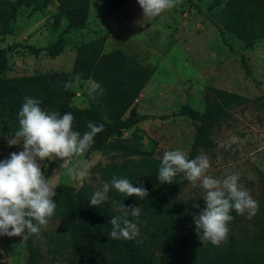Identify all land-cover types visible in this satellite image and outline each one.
Here are the masks:
<instances>
[{
	"label": "trees",
	"instance_id": "trees-1",
	"mask_svg": "<svg viewBox=\"0 0 264 264\" xmlns=\"http://www.w3.org/2000/svg\"><path fill=\"white\" fill-rule=\"evenodd\" d=\"M45 1L0 0V34L10 29L11 20L20 7L37 9ZM124 1L109 0V5L118 7ZM56 2L66 23L57 38L42 47H33L34 52L44 50L48 55L58 54L66 42L63 34L85 23L88 0ZM212 14L217 26L234 34L245 46L264 38V0H223ZM104 39L100 36L79 43L68 69L10 76L3 73L11 46L0 47V132L8 137L15 135L19 129L18 113L26 97L42 101L40 107L48 112H58L61 116L71 112L73 130L81 135L89 131V121L103 124L104 130L94 137L88 150L113 153L121 159H113L99 169L101 187L115 176L129 179L137 187L141 186L138 181H142L149 193L140 200L135 196L124 197L111 189L108 200L96 207L90 206L93 193L87 187L56 183L53 199L57 207L49 221H57V228L41 229L39 235L44 237V251L40 248L38 235L23 238L24 264H48L61 256L67 264H264V172L258 177L256 198L259 210L251 229H233L240 217L233 209L230 214L234 219L228 225L227 241L218 247L207 241L201 242L193 217L206 207L204 197L178 195L187 180L183 174L177 175L178 182L161 183L157 175L162 158L154 156L151 150L140 148L138 134L122 136L125 129L138 121L155 117L151 113L139 112L135 105L137 95L153 73L154 66L137 61L136 57L119 48L103 51ZM77 75L79 79L90 78L100 83L104 94L92 99L87 92L84 94L87 104L74 105L71 101L73 91L67 84L76 80ZM202 98L204 105L201 109L183 104L172 112L196 121L187 151L189 159H194L198 150L210 149L212 130L230 117L234 106L249 100L239 93L209 84L203 86ZM254 101L264 112V91L254 97ZM122 204L141 209L139 218L129 216L139 229L140 235L135 240H115L109 235L112 230L109 221L113 216L122 215ZM66 247L69 248L68 254H64Z\"/></svg>",
	"mask_w": 264,
	"mask_h": 264
},
{
	"label": "rangeland",
	"instance_id": "rangeland-1",
	"mask_svg": "<svg viewBox=\"0 0 264 264\" xmlns=\"http://www.w3.org/2000/svg\"><path fill=\"white\" fill-rule=\"evenodd\" d=\"M222 2L180 0L177 7L149 20L143 16L138 0H125L118 7H111L109 0H88L84 25L65 32L66 42L53 56L44 50L34 52L32 48L53 41L65 25L66 19L59 14L56 0H46L37 9L23 6L16 11L10 29L0 34V47L11 46L3 74L68 69L79 43L104 36L103 51L119 48L136 57L137 61L154 66L135 105L139 112L155 117L138 121L125 129L122 136L138 134L140 148L151 150L154 156L161 158L170 150L187 153L196 121L172 112L183 104L201 109L205 84L245 96L249 100L234 106L230 117L212 130L211 148L198 150L196 157L206 155L209 158L208 175L214 178L222 180L229 174H238L239 185L257 201L258 177L264 172V112L254 97L264 91V38L245 46L241 39L217 26L212 13ZM91 81L81 78L79 82L74 80L67 84L73 91L71 101L74 105L87 104L84 94ZM13 137L0 132V161L9 159L12 152L22 150V142L9 146L8 139ZM113 159L120 160L121 157L87 150L70 160L54 158L39 163L51 184L64 182L75 188L85 186L94 194L102 188L99 169ZM78 161L88 164L83 177L68 174V169L76 167ZM178 195L204 197L205 190L199 182L193 187L186 180ZM256 215L251 219L247 218V213L240 215L233 229H251ZM49 228L55 230L57 221H49L47 227H41L43 231ZM43 238L42 234L37 236L42 251ZM68 253L66 247L64 254ZM25 256L22 236H0V264H24ZM48 264H67V260L61 256Z\"/></svg>",
	"mask_w": 264,
	"mask_h": 264
},
{
	"label": "clouds",
	"instance_id": "clouds-1",
	"mask_svg": "<svg viewBox=\"0 0 264 264\" xmlns=\"http://www.w3.org/2000/svg\"><path fill=\"white\" fill-rule=\"evenodd\" d=\"M143 16L149 20L160 16L178 6L180 0H138ZM79 82V75L75 77ZM104 89L101 84L91 81L88 96L95 99L102 96ZM42 101L26 97L18 113L19 129L13 138L8 139L9 146L22 142V150L12 152L10 158L0 161V236L39 235L41 227H47L49 218L55 214L56 186L45 178L39 161L61 158L70 160L74 156H82L94 143V137L104 130V125H96L89 121V131L81 133L73 130L74 116L71 112L60 115L48 112L40 107ZM211 167L209 158L200 155L189 159L182 150L165 151L158 169L157 178L161 183L171 184L178 174L190 181L193 187L205 190L206 207L195 214L194 224L201 242H210L220 246L226 242L229 234V222L234 217L230 212L234 209L238 215L247 213L253 218L259 210V202L242 188L238 181L239 175L232 173L224 179L208 175ZM88 164L78 161L77 166L68 169V174L83 177ZM141 186H133L126 178L112 177L110 183H104L91 197L90 206L100 207L108 200V193L115 189L124 197L135 196L143 200L148 190ZM199 207V205H195ZM122 215L111 218L110 237L115 240H135L139 237V229L129 216L139 218L141 209L138 206L120 205ZM35 221L36 223H34Z\"/></svg>",
	"mask_w": 264,
	"mask_h": 264
}]
</instances>
